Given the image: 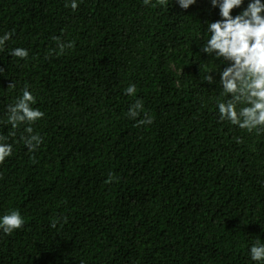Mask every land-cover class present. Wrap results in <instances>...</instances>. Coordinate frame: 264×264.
Returning a JSON list of instances; mask_svg holds the SVG:
<instances>
[{
    "label": "trees",
    "instance_id": "obj_1",
    "mask_svg": "<svg viewBox=\"0 0 264 264\" xmlns=\"http://www.w3.org/2000/svg\"><path fill=\"white\" fill-rule=\"evenodd\" d=\"M64 4L0 0V34L15 30L7 47L30 53L0 52V119L12 80L17 92L30 85L45 113L32 125L39 147L28 151L21 128L0 165V214L25 217L0 235V264H253L248 248L264 242V132L219 120L222 92L203 79L215 62L197 47L216 18L208 0L188 10L174 0ZM53 36L74 47L56 54ZM129 84L137 97L124 94ZM136 98L152 124L127 117ZM9 130L0 123V135Z\"/></svg>",
    "mask_w": 264,
    "mask_h": 264
},
{
    "label": "clouds",
    "instance_id": "obj_2",
    "mask_svg": "<svg viewBox=\"0 0 264 264\" xmlns=\"http://www.w3.org/2000/svg\"><path fill=\"white\" fill-rule=\"evenodd\" d=\"M83 0H65L64 6L75 12ZM198 0H174L182 10L196 5ZM144 6L166 8L168 0H142ZM209 13L215 11L216 18L203 22L204 33L197 47L207 60L215 62V68L205 73L203 79L209 86L218 83L223 99H217L215 107L221 122H228L249 133L264 132V0H208ZM234 10H238L234 14ZM15 30L0 34V52L8 51L17 61H27L30 53L24 47L8 48ZM56 54H63L74 47L73 41L65 42L60 36H53ZM52 52L49 54L51 55ZM4 72L0 68V74ZM7 89L16 92L5 106L0 123L10 126L7 135H0V165L13 155V144L17 131L23 128L20 141L29 152H34L43 142L34 133L32 125L44 118L45 113L38 107L37 97L30 85L25 83L17 92V82L12 80ZM124 94L137 97V87L129 84ZM141 113L144 119H137ZM127 117L136 120L137 126L153 123L144 107V102L136 98L128 106ZM66 222V218H65ZM60 218H52L50 227L55 229ZM25 224V217L18 209L0 214V235L11 236ZM63 225H61L62 227ZM248 257L253 264H264V242L257 239L248 248Z\"/></svg>",
    "mask_w": 264,
    "mask_h": 264
}]
</instances>
